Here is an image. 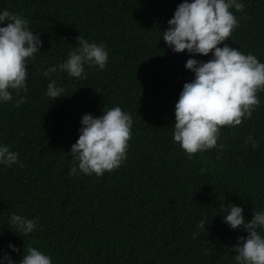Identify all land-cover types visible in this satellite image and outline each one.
I'll return each mask as SVG.
<instances>
[{
	"label": "trees",
	"instance_id": "trees-1",
	"mask_svg": "<svg viewBox=\"0 0 264 264\" xmlns=\"http://www.w3.org/2000/svg\"><path fill=\"white\" fill-rule=\"evenodd\" d=\"M180 2L0 0L42 40L26 66L24 103L0 104V143L25 165H0V250L16 245L14 260L31 244L52 264H233L232 246L247 233L230 229L219 207L239 205L246 220L264 209V92L251 118L221 129L223 148L187 158L172 125L179 92L194 78L184 67L193 54L173 52L161 37ZM243 3L225 43L264 62V0ZM78 36L103 42L108 63L79 79L51 74L66 94L51 102L41 66L62 62ZM114 106L133 120L126 161L100 177L69 176L82 114ZM249 136L256 148L245 143ZM11 213L35 217L39 229L25 238L15 233L6 223ZM202 218L206 229L193 238Z\"/></svg>",
	"mask_w": 264,
	"mask_h": 264
},
{
	"label": "clouds",
	"instance_id": "clouds-1",
	"mask_svg": "<svg viewBox=\"0 0 264 264\" xmlns=\"http://www.w3.org/2000/svg\"><path fill=\"white\" fill-rule=\"evenodd\" d=\"M243 9V0H181L167 20L168 27L163 29L161 37L167 47L176 53L193 54L184 67L194 78L185 82L179 92L172 125V140L189 159L197 153L223 148L218 143L221 129L241 125L261 104L258 94L264 92V62L251 52H241L225 43L239 27L235 12ZM76 42L62 62L41 66L40 75L48 79L45 96L51 102L66 95L51 74L62 72L79 79L86 75V68L103 70L108 63L103 42H90L82 36ZM41 46L40 34L30 30L24 16L0 9V104L14 101V106L19 107L24 103L19 93L28 90L26 66L36 59ZM209 53L207 61L194 58L195 54ZM132 124L131 115L120 106L102 110L99 116L82 114L78 138L70 147L73 159L68 175L100 177L119 168L127 159ZM249 142L253 148L258 146L251 136L245 140ZM18 156L9 145L0 143V165L23 168ZM219 212H226L222 221L230 229L243 228L247 233L237 237L232 246L236 253L233 264H264V209L254 211L250 220L245 219L243 208L233 203L221 204ZM6 223L24 238L40 227L35 217L17 213H11ZM206 224L203 218L198 221L193 238L200 229H206ZM7 249L0 250V264H52L48 253L31 244L23 246L18 261L11 256L18 251L17 246L9 242Z\"/></svg>",
	"mask_w": 264,
	"mask_h": 264
}]
</instances>
